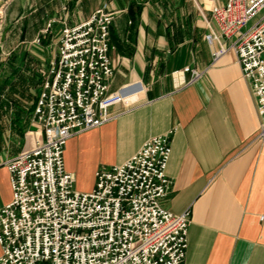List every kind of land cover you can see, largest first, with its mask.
I'll return each instance as SVG.
<instances>
[{
	"label": "crops",
	"instance_id": "crops-1",
	"mask_svg": "<svg viewBox=\"0 0 264 264\" xmlns=\"http://www.w3.org/2000/svg\"><path fill=\"white\" fill-rule=\"evenodd\" d=\"M226 1L0 0V207L12 198L4 162L29 145L28 132L40 131L34 110L61 21L77 24L106 4L109 89L125 96L108 108V121L68 139L63 156L74 188L91 191L99 168L124 163L171 131V187L160 203L190 210L184 264H264L261 118L235 53L213 62L216 44L205 38L217 27L208 7ZM186 66L200 76L192 80Z\"/></svg>",
	"mask_w": 264,
	"mask_h": 264
},
{
	"label": "built area",
	"instance_id": "built-area-1",
	"mask_svg": "<svg viewBox=\"0 0 264 264\" xmlns=\"http://www.w3.org/2000/svg\"><path fill=\"white\" fill-rule=\"evenodd\" d=\"M263 10L264 0L212 4L208 11L217 27L205 35L216 44L213 62L229 50L235 53L261 118V138L264 15L246 26ZM112 18L104 4L77 24L61 21L58 54L34 110L40 131L28 132L29 145L4 162L12 198L0 207V264H184L190 210L174 213L160 203L171 187V131L147 139L124 163L99 168L91 191L78 192L65 169L68 139L108 121V108L124 100L121 91L109 89ZM56 20H48L37 42ZM185 70L192 80L201 74Z\"/></svg>",
	"mask_w": 264,
	"mask_h": 264
},
{
	"label": "rangeland",
	"instance_id": "rangeland-1",
	"mask_svg": "<svg viewBox=\"0 0 264 264\" xmlns=\"http://www.w3.org/2000/svg\"><path fill=\"white\" fill-rule=\"evenodd\" d=\"M264 15V10L261 11L259 14H257V16L255 18H253L252 20L249 21V23L247 24L246 26V29L250 26H252L254 23H256L262 16ZM4 15L3 13L0 15V20L3 19ZM245 29V28H244ZM2 248H1V245H0V255L2 253Z\"/></svg>",
	"mask_w": 264,
	"mask_h": 264
}]
</instances>
